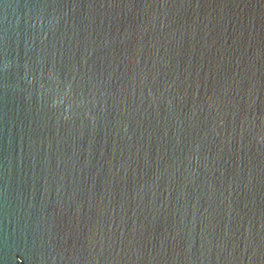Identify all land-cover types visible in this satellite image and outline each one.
<instances>
[{
	"label": "water",
	"instance_id": "water-1",
	"mask_svg": "<svg viewBox=\"0 0 264 264\" xmlns=\"http://www.w3.org/2000/svg\"><path fill=\"white\" fill-rule=\"evenodd\" d=\"M0 264H264V0H0Z\"/></svg>",
	"mask_w": 264,
	"mask_h": 264
}]
</instances>
